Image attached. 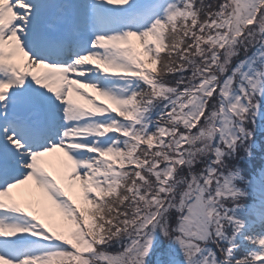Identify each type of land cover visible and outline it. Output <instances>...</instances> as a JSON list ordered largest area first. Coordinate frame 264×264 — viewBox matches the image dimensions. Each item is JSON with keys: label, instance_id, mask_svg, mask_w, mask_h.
<instances>
[{"label": "snow or ice", "instance_id": "1", "mask_svg": "<svg viewBox=\"0 0 264 264\" xmlns=\"http://www.w3.org/2000/svg\"><path fill=\"white\" fill-rule=\"evenodd\" d=\"M0 264H264V0H0Z\"/></svg>", "mask_w": 264, "mask_h": 264}]
</instances>
